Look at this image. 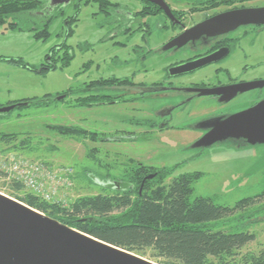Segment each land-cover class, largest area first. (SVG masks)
<instances>
[{
    "label": "rangeland",
    "instance_id": "374dc122",
    "mask_svg": "<svg viewBox=\"0 0 264 264\" xmlns=\"http://www.w3.org/2000/svg\"><path fill=\"white\" fill-rule=\"evenodd\" d=\"M114 1L120 2V9L117 11L124 12V15L135 14L143 6L140 0ZM168 1H172L175 8L188 9L189 6V3ZM62 10L63 13L51 10L39 17L32 15V12L16 15L13 20L21 24V30L9 29L8 24L0 26V57L22 59L30 65L0 59V103L40 98L46 94L53 98L49 103L16 107L11 113L0 117V135L16 134L20 140H30L28 147L23 149H14L12 145L0 142V190L14 196L32 193V188L24 184L23 190H15L14 167H23L25 170L29 169L26 177L31 176V173L37 175L41 183L39 187H42L44 193L53 195L52 202L68 207L83 196L111 193L99 184L110 181H103L99 176L109 174L111 178L129 177L130 170L137 162L156 168H174L165 180L166 183L183 173L200 172L202 176L194 183L193 198L211 197L218 204L234 206L241 199L259 196L256 199L259 202L248 208V213L241 214L245 215L244 219L221 220L216 225L225 230H234L241 225L256 235V240L242 249L243 254L264 249V220L258 221L257 218L262 215L260 213H264L260 208L264 206V196H260L264 193V143L250 144L244 139L228 138L206 148L190 146L197 135L177 129L159 131L149 125L147 120L154 119L152 109L156 106L150 101L92 107L77 105L75 88L86 81L100 77L123 78L136 75V80L150 83L161 77L165 62L157 56L143 61L142 56L146 49L156 48L167 39L168 36L163 34L161 27L165 19L162 16L151 18V31H138L137 27L146 19L137 17L131 21L116 20L117 14L107 17L101 11L100 0L82 3L81 10L73 0ZM76 13L78 20L72 25L74 31L68 35V19ZM206 14L195 13L193 20H201ZM51 17L53 19L48 27L49 36L36 38L35 35L43 30L44 22ZM124 27H131L132 34L115 35L119 30L116 28ZM143 35L149 41L142 40ZM64 43L68 47L59 49ZM136 44L142 46L135 48ZM204 46L205 43L192 44L185 47L184 53L177 57L172 58L173 54H170L168 61L201 52ZM52 48H57L54 54L56 69L40 72L42 64L48 62L47 55L50 56ZM67 49L74 57L65 65L63 59ZM250 50L253 57L264 56L261 42ZM237 62L236 67L234 65L235 73L244 66L243 60L238 59ZM211 74L213 67L197 71L193 78L199 81ZM67 90H72L71 94L58 99L57 93ZM249 100L251 97L246 95L245 99L236 100L231 109L242 111L247 107L245 101ZM205 109L197 107L192 109L189 116L181 114L180 118L177 116L179 120L175 119L172 125H196L211 114ZM50 124L74 125L97 132L100 136L98 141H92L83 136L64 135L48 128L47 125ZM123 131L134 132L137 138L135 141L124 140L119 143L111 142L113 140L110 138L107 141L101 139L116 136ZM26 164L38 165L43 171L49 172L70 169L71 177L67 182L57 181L55 187L46 189L41 181L48 183L50 180V186L55 185V181L53 183L49 177L40 174L39 170L31 172ZM251 211L255 212L252 219L256 221L250 225L241 224L249 220L247 214ZM152 254L151 249L147 250L146 257L151 259ZM153 260L156 261L155 258Z\"/></svg>",
    "mask_w": 264,
    "mask_h": 264
},
{
    "label": "trees",
    "instance_id": "16d2710c",
    "mask_svg": "<svg viewBox=\"0 0 264 264\" xmlns=\"http://www.w3.org/2000/svg\"><path fill=\"white\" fill-rule=\"evenodd\" d=\"M220 1L194 0V4L201 6L207 2L210 6H217ZM47 2L49 0H0V26L8 24L9 29H23L19 22L13 20L14 17L24 12L39 10ZM100 2L101 7L115 5L108 0ZM148 4L152 8H157L149 2ZM59 8L62 11V8ZM77 14L68 19L70 27L68 35L74 31L72 25L78 20ZM52 19L47 18L43 30L35 35L36 38L49 36L48 27ZM63 46L68 47L67 44ZM55 51V48L51 49V53ZM0 59L30 66L22 59L2 56ZM72 59L73 54L67 50L63 59L64 64H69ZM52 61L55 63L54 55ZM52 69H56V65H52ZM44 71L46 70L43 69L42 72ZM52 100V96L46 94L40 98H25L14 102L27 101L31 105L49 103ZM91 100H93L91 97L83 98L84 104ZM1 105L3 104L0 103ZM47 126L61 134L83 136L92 141H98L100 136L97 132L74 125ZM0 142L12 145L14 149H23L28 147L30 140L26 138L20 140L16 134L2 133ZM173 170L174 168H156L137 162L130 170L129 177L111 178L109 174L99 176L103 181L121 182L125 188L104 187L111 193L83 196L68 207L47 201L33 193H25L23 196L10 195L78 230L144 257L147 250L151 249L153 251L151 257L160 264H264V249L259 252L242 253L247 244L256 240L254 233L241 225L234 230H225L216 225L221 220L244 219L245 215L241 214L259 202H256L259 196L241 199L234 206L218 204L211 197L193 198L194 183L202 173H183L166 183L165 180ZM13 184L16 191L24 188L22 183L14 181ZM260 196H264V193ZM260 208L264 212V206ZM254 214L252 211L247 214L249 220L241 224L254 223L256 221L252 219ZM260 214L262 215L257 216L258 221H263L264 213Z\"/></svg>",
    "mask_w": 264,
    "mask_h": 264
},
{
    "label": "flooded vegetation",
    "instance_id": "af4514ba",
    "mask_svg": "<svg viewBox=\"0 0 264 264\" xmlns=\"http://www.w3.org/2000/svg\"><path fill=\"white\" fill-rule=\"evenodd\" d=\"M74 1L75 6L81 10L82 3L89 4L92 1L98 0ZM108 1L115 5H109L108 8L101 7V11L107 17L117 14L115 15L117 17L116 20L125 19L126 21H131L133 18L137 17L146 19L144 23L139 24L136 29L138 31L142 29L151 31V18L162 16L165 19L161 27L163 29V34L168 36L167 39L156 48L149 47L146 49L145 54L142 56L143 61L154 56L163 60L165 62L162 69L163 74L150 83L136 80V75L123 78L100 77L99 79L86 81L83 85L75 88L76 101L79 107H92L101 104L111 105L118 103L153 102L157 107L154 106L152 109L154 119L147 120L149 125L157 128L159 131L177 129L189 131L197 135L191 142V146L205 135L209 129H197L194 128L193 125L191 127L174 126L172 122L178 119L177 116H179V118L181 114L189 116L192 113V109L199 107L209 110L211 114L207 117L224 118L237 113V111H233L231 107L236 100L241 98L245 99L246 95L251 97V100L245 101L247 103L246 109L264 100V56H260L259 58H257V56L253 57L250 52V49L261 42V49H263L264 54V23L241 24L236 28L227 29L215 36L205 34L195 41L189 40V42L182 47H177V45L170 46L177 37L206 19L234 10L262 8L264 7V0H221L217 6H210L207 2L198 6L194 4V0H176L181 3H189L188 9L175 8L172 5V1L165 0L174 17L169 16L158 4L149 0H140L143 6L136 12L137 14L129 13L127 15H124L122 11H117L120 9V2L114 0ZM49 2L45 3L41 9L32 11V15L35 17L45 16L51 12V10H59V7L63 9L65 6L63 4L53 6ZM148 2L157 6V8L150 7ZM60 12L63 13V10ZM199 12L207 14L201 20H193L194 14ZM116 29L119 30L115 35L119 33H127V36L132 34L131 27ZM141 38L146 42L149 41V38H144V35ZM198 43H205L204 49H202L201 52L197 51L191 55H185L168 61L170 54H173L171 56L172 58L177 57L179 54L184 53L183 50L185 47L192 46V44L198 45ZM134 46L137 48L142 45L136 44ZM63 47L66 48L65 46ZM55 49L57 50V48ZM59 49H62V47L59 46ZM67 50H65V52ZM54 54L55 53H51L50 56L47 57L48 62L42 64V69L39 70L40 72H42L43 69H52V65H56V62L54 63L52 61V56ZM212 55L214 58H217L216 61L191 72L175 75L172 69L200 58H210ZM234 59L235 62L233 61ZM238 59L241 61L243 60L244 66L242 65L243 67L241 70L235 73V64L238 63ZM249 61L252 63L250 64ZM209 67H213V74L206 75L205 78H201L199 81L193 78L197 71L199 72ZM196 89L207 94H199V91H196ZM71 92L72 90H67L57 93V95L63 96L62 99H64L66 96H69ZM84 97H91L93 100L88 104H84ZM6 104H13V102ZM109 138L113 140L111 142L119 143L124 140L135 141L137 136L134 132L123 131L121 134L117 133L116 136L105 137L104 139L101 137L103 141H107Z\"/></svg>",
    "mask_w": 264,
    "mask_h": 264
},
{
    "label": "water",
    "instance_id": "95a60500",
    "mask_svg": "<svg viewBox=\"0 0 264 264\" xmlns=\"http://www.w3.org/2000/svg\"><path fill=\"white\" fill-rule=\"evenodd\" d=\"M53 6L67 5L71 0H49ZM158 4L169 16L173 13L165 0H149ZM264 23V7L234 10L206 19L177 37L171 47H182L202 35L215 36L241 24ZM200 58L172 68L184 74L216 61ZM199 91V94H207ZM213 92V91H207ZM59 96L58 99H62ZM20 101L0 106V115L16 107L29 106ZM209 129L193 147H210L228 138L247 143H264V100L255 106L227 117H206L193 125ZM106 188H125L121 182L101 183ZM0 264H160L135 252L103 241L55 219L42 211L0 191Z\"/></svg>",
    "mask_w": 264,
    "mask_h": 264
},
{
    "label": "built area",
    "instance_id": "2783aa9c",
    "mask_svg": "<svg viewBox=\"0 0 264 264\" xmlns=\"http://www.w3.org/2000/svg\"><path fill=\"white\" fill-rule=\"evenodd\" d=\"M36 164V163H34ZM27 167L30 168L31 172H34V171H37L39 170V173L44 175V176H47L49 177L52 182L55 181V185H48L49 182H51L50 180L47 182L45 181H41L43 185H45L46 189H51L53 187H55L57 185V181L58 182H61V180H63V182H67L69 180V178L71 177V174H70V169H66V168H63V169H60V170H57V171H52V172H49V171H43V168L38 166V165H32V164H26ZM29 169H24L23 167H14V175H15V180L16 182H19V183H22L24 184L25 186L27 187H31L32 189V193L41 197L42 199H45L47 201H51L53 195L46 192L44 193L42 187L40 186L39 187V181H38V177L37 175H33V173H31L32 175L29 176L27 175V177L25 176V174H27ZM54 183V182H53ZM59 185V183H58Z\"/></svg>",
    "mask_w": 264,
    "mask_h": 264
}]
</instances>
